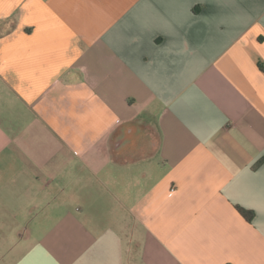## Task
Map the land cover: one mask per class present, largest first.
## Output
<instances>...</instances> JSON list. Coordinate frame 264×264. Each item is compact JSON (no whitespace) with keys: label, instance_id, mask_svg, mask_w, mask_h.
Wrapping results in <instances>:
<instances>
[{"label":"crops","instance_id":"0c3cea01","mask_svg":"<svg viewBox=\"0 0 264 264\" xmlns=\"http://www.w3.org/2000/svg\"><path fill=\"white\" fill-rule=\"evenodd\" d=\"M0 264H264V0H0Z\"/></svg>","mask_w":264,"mask_h":264},{"label":"trees","instance_id":"16d2710c","mask_svg":"<svg viewBox=\"0 0 264 264\" xmlns=\"http://www.w3.org/2000/svg\"><path fill=\"white\" fill-rule=\"evenodd\" d=\"M238 210L240 211V213L246 218V219H250L252 216V213L250 211H247L245 209L242 208H238Z\"/></svg>","mask_w":264,"mask_h":264}]
</instances>
